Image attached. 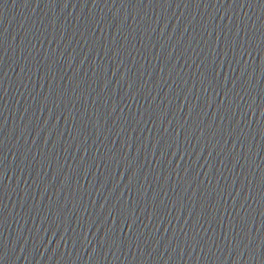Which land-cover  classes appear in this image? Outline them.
Segmentation results:
<instances>
[{
	"label": "water",
	"instance_id": "95a60500",
	"mask_svg": "<svg viewBox=\"0 0 264 264\" xmlns=\"http://www.w3.org/2000/svg\"><path fill=\"white\" fill-rule=\"evenodd\" d=\"M0 264H264V0H0Z\"/></svg>",
	"mask_w": 264,
	"mask_h": 264
}]
</instances>
